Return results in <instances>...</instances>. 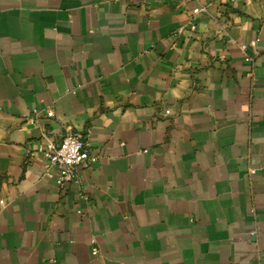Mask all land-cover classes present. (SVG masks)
Wrapping results in <instances>:
<instances>
[{
    "label": "crops",
    "instance_id": "crops-1",
    "mask_svg": "<svg viewBox=\"0 0 264 264\" xmlns=\"http://www.w3.org/2000/svg\"><path fill=\"white\" fill-rule=\"evenodd\" d=\"M0 264H264V0H0Z\"/></svg>",
    "mask_w": 264,
    "mask_h": 264
},
{
    "label": "built area",
    "instance_id": "built-area-1",
    "mask_svg": "<svg viewBox=\"0 0 264 264\" xmlns=\"http://www.w3.org/2000/svg\"><path fill=\"white\" fill-rule=\"evenodd\" d=\"M199 11V8L193 9V13ZM255 42L256 39H253L250 43ZM239 47L245 50L246 44L242 43ZM46 114L52 116L53 112L48 111ZM40 152L43 155L41 175L54 181L60 188L74 179L79 167L97 160V156L89 152L85 136L71 129L67 130L57 143L49 142L40 148ZM97 251V248H93L92 254L96 255Z\"/></svg>",
    "mask_w": 264,
    "mask_h": 264
}]
</instances>
